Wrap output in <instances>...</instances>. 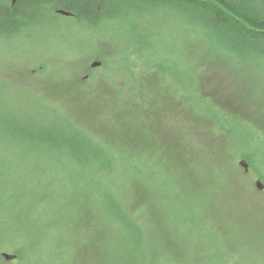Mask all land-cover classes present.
Listing matches in <instances>:
<instances>
[{
	"label": "rangeland",
	"instance_id": "obj_1",
	"mask_svg": "<svg viewBox=\"0 0 264 264\" xmlns=\"http://www.w3.org/2000/svg\"><path fill=\"white\" fill-rule=\"evenodd\" d=\"M156 2L133 0L129 6L136 9L127 15L108 14L93 24L57 9V15L37 20L15 16L11 29H0L4 191L23 195L19 206L56 213L44 226L61 230L63 238L57 236L68 256H62L64 249L54 250L59 264H138L112 248L114 230L121 225L108 228L94 211V189L87 192L84 211L75 201L68 219L58 213L59 199L69 208L81 199L72 191L79 178L70 179L64 168L74 159L69 150L57 149L50 161L43 157L35 166L32 142L8 132L16 122L77 129L104 153L121 152L129 157L126 162L145 158L161 176L170 172L179 190L164 198V188L149 190L130 201L143 216L141 245L155 264H264V65L242 60L186 12ZM108 7L124 13L120 9L127 6L109 0ZM96 60L100 64L92 66ZM129 104H134L131 112ZM158 107L163 113L155 119ZM91 160L84 166L105 161ZM41 165L48 179L33 175L32 168L42 170ZM43 183H50L46 193ZM163 203L179 220L168 219ZM0 215L7 219L1 207ZM173 225L189 237L170 231ZM2 252L3 264H13Z\"/></svg>",
	"mask_w": 264,
	"mask_h": 264
},
{
	"label": "trees",
	"instance_id": "obj_2",
	"mask_svg": "<svg viewBox=\"0 0 264 264\" xmlns=\"http://www.w3.org/2000/svg\"><path fill=\"white\" fill-rule=\"evenodd\" d=\"M131 1L133 0H121L127 7L124 10L120 9L124 13H117L119 8L109 9V0H5V3L0 5V29H11L10 26L16 24L15 16L23 17L26 15L27 19L37 20L47 14L57 15V9L69 12V15L65 16H73L77 20L93 24L108 14H111L110 18L118 14L127 15L130 10L136 9L135 6H129ZM143 1L169 4L170 7L173 6L175 9L186 12L188 17L198 22L202 27L201 29H204V33L216 39L229 51L236 53L235 55H239V58H243L244 61L251 59L264 65V0H138V2ZM135 103L137 104L139 101ZM132 105L134 104H129L126 109L130 111ZM168 110L171 112L170 108ZM162 113L163 111L159 107L158 109L154 108L155 119H158ZM148 118H150V113ZM142 125L144 122H141ZM15 131L32 142V145H29L31 146L29 153L35 166L40 165V159L43 157L42 161H50L49 159L54 155V152L60 148H67L70 156L74 158L71 164H67L65 161L64 168L67 177L70 179L72 177L79 178L75 189L72 191L78 193L81 199L74 200L70 208L67 201L62 202L59 199L60 210L58 213L60 215L63 213V216L65 214L66 219H68L67 212L71 211L75 201L79 206L84 207V211L88 207L86 203L89 202L87 192L89 193L94 189V211L98 210L99 217L104 218V222L107 223L106 226L109 225L108 228L116 229L118 224L121 225L118 231L114 230L115 237L112 248L123 251L121 254H126V260L129 259V261H135L138 264H155L157 262L153 257H148L142 249L141 240L145 226L141 222L143 216L140 212L135 213L133 211L130 201L134 200L136 195H142L149 190L159 193L161 188H164L165 193H161V195H165L162 198L168 197L169 195L166 194L172 190L174 192L179 190L170 178V172L166 171L161 176L159 169L151 167L148 161H144L145 158L143 160L137 159L136 162H126L129 157L121 152H119L121 155L117 154V156L112 153H104L92 144L90 137L77 129L32 127L27 126L26 123L22 125V123L16 122L12 124L8 132ZM253 148L255 147L253 146ZM91 158L105 161L99 167L95 165L84 166L85 163L92 161ZM114 162L120 163L122 166L116 167ZM4 168L7 169L6 164ZM44 168L45 165H43L42 170L32 168L33 175L38 174V180L50 177V174L43 175L44 172H49ZM6 181L7 178L0 177V207L6 211L7 217L6 219L0 215V252L8 250L7 253L13 256V259L11 258L13 264H23L24 262L26 264H53V262L59 264L56 259L60 257L52 254L54 250L62 251L63 249L62 256L67 254L65 252L66 243L63 245L62 240L57 236L62 237L61 230L56 227L48 230L44 226L46 217H56V213L46 214V212H37L36 208L29 205L19 206L25 199L24 196L21 194L14 196L4 191ZM41 185L43 193L49 191L50 183ZM67 190L71 189L67 188ZM212 193L213 191L209 192L211 195ZM86 200L87 202H85ZM133 203L136 206V203ZM161 208L162 212L170 211L168 212V219L175 218L174 222L179 220L175 211L167 210L164 203ZM16 209L22 211L21 215L15 213ZM55 211L57 212V210ZM8 213H12L11 216L8 217ZM87 213L90 214L88 211ZM38 218L44 219L39 222ZM13 220L22 224L15 223ZM169 222L173 223V221ZM170 228H172L170 231H179L181 237H189V232L183 231V228L181 230L174 225ZM64 231H68V228ZM75 231L77 232L78 229ZM152 231L155 232V229L152 228ZM74 239L77 240L78 238ZM199 240L200 237L197 238V241ZM3 263L0 256V264Z\"/></svg>",
	"mask_w": 264,
	"mask_h": 264
},
{
	"label": "water",
	"instance_id": "obj_3",
	"mask_svg": "<svg viewBox=\"0 0 264 264\" xmlns=\"http://www.w3.org/2000/svg\"><path fill=\"white\" fill-rule=\"evenodd\" d=\"M57 12L58 13H61V14H65V15H68L69 14V12L63 11L61 9H58ZM99 64H100V62L96 60V61H93L91 65L92 66H98ZM239 164L242 165L245 169H247V164L245 163V161L241 160V161H239ZM255 184H256V187H258V188H262L263 187V184L261 183L260 180H257L255 182ZM2 256L5 259H10V258L13 257L11 254H9L7 252H2Z\"/></svg>",
	"mask_w": 264,
	"mask_h": 264
},
{
	"label": "flooded vegetation",
	"instance_id": "obj_4",
	"mask_svg": "<svg viewBox=\"0 0 264 264\" xmlns=\"http://www.w3.org/2000/svg\"><path fill=\"white\" fill-rule=\"evenodd\" d=\"M12 3H13V1H12Z\"/></svg>",
	"mask_w": 264,
	"mask_h": 264
}]
</instances>
